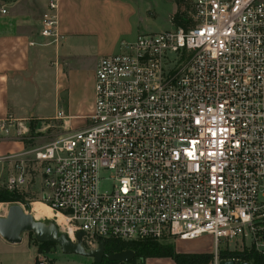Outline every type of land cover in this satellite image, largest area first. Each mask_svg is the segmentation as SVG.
<instances>
[{"label": "built area", "instance_id": "1", "mask_svg": "<svg viewBox=\"0 0 264 264\" xmlns=\"http://www.w3.org/2000/svg\"><path fill=\"white\" fill-rule=\"evenodd\" d=\"M56 12L47 0L41 36L55 37ZM183 24L99 56L87 125L63 121L45 144L0 159V188L25 200L38 183L85 250L210 235L212 264L244 261L234 250L264 254V0H191ZM24 121L0 119V132L22 137Z\"/></svg>", "mask_w": 264, "mask_h": 264}, {"label": "crops", "instance_id": "2", "mask_svg": "<svg viewBox=\"0 0 264 264\" xmlns=\"http://www.w3.org/2000/svg\"><path fill=\"white\" fill-rule=\"evenodd\" d=\"M56 2L55 37L51 38L40 35L47 0H0V8L7 10L0 11V119L10 116L37 124L64 121L72 130L87 125L99 56L117 51L120 41L145 32L135 21L148 8L143 0ZM87 58L93 60L86 79L89 90L81 72ZM58 111L63 120L54 119ZM2 133L0 159L20 154L24 144L13 130ZM7 168L8 161H0V177H5ZM5 215L0 208V217ZM36 255L37 247L24 234L19 243H9L0 236V264H35ZM51 259L52 264H92L90 257L59 249ZM172 260L151 257L141 264H169Z\"/></svg>", "mask_w": 264, "mask_h": 264}, {"label": "rangeland", "instance_id": "3", "mask_svg": "<svg viewBox=\"0 0 264 264\" xmlns=\"http://www.w3.org/2000/svg\"><path fill=\"white\" fill-rule=\"evenodd\" d=\"M148 5V8L142 12V16L138 19V17H135L136 24L142 25L144 28L145 33L146 32H159L163 30H168L177 26H182L183 20L188 15V12L191 9V0H143ZM148 12V13H147ZM141 34V33H139ZM92 58H87L82 63V77H83V84L85 87L88 88V83L86 79L89 77V70L92 64ZM84 86L82 87V90L85 91L86 88ZM85 109V108H80ZM25 135L29 136L31 139L28 140L25 139V135L22 137H16L17 139H20V141L24 144L25 147L29 146H40L54 138L55 136L61 134L64 132V128L61 127V124H56L55 126H51L47 129H43L44 124H53L49 121H45L44 123L41 122L40 124L33 123L31 119H25ZM45 126V125H44ZM9 131V130H8ZM7 132H3L2 134H7ZM14 132V131H13ZM108 176L107 173H103V177ZM111 187V181L103 178L101 182H99V190H109ZM38 183L33 187L30 193L27 194L25 201L27 203L39 201V193H38ZM3 203L0 205L1 211L6 214L7 207L10 204H18L20 205L26 212L30 211V204L26 206L25 203L19 202V201H12V202H0ZM36 219L47 222V221H53L56 223L54 219L51 218H45V217H39L41 214L33 212ZM57 225V224H56ZM58 229L60 232H64L63 226L62 228L58 226ZM24 236H26V239L31 241L33 245L37 247V255H36V261L35 264L38 263L40 257H44L50 264H52L51 254L55 250H60V248L57 245L47 246L43 245L42 248L45 250H38V242L34 238L33 234L31 233H24ZM166 244H171L174 253H192V254H212L214 252V240L212 236L210 235H202L196 239L193 240H167L163 241ZM248 249L243 250H234L231 252V254L235 253H241V252H247ZM238 259H241L240 257H235ZM147 259V258H146ZM92 262L93 259L91 258ZM145 261V260H144ZM144 261H136L135 263L130 264H141ZM172 263L169 264H176L175 261H171ZM129 264V263H128ZM205 264H212L211 261H208Z\"/></svg>", "mask_w": 264, "mask_h": 264}, {"label": "water", "instance_id": "4", "mask_svg": "<svg viewBox=\"0 0 264 264\" xmlns=\"http://www.w3.org/2000/svg\"><path fill=\"white\" fill-rule=\"evenodd\" d=\"M33 234L37 242H51L57 245L62 253L79 254L93 259L94 263H101L104 258L109 262L127 263L134 258V252L130 249L114 253L104 251V241H99L95 249L85 250L82 245L83 232L78 231L76 241H71L64 232H60L53 221L36 220L31 212H26L18 204H10L6 215L0 217V236L9 243H19L22 234ZM220 264H249L246 261L234 262L233 260H221Z\"/></svg>", "mask_w": 264, "mask_h": 264}, {"label": "trees", "instance_id": "5", "mask_svg": "<svg viewBox=\"0 0 264 264\" xmlns=\"http://www.w3.org/2000/svg\"><path fill=\"white\" fill-rule=\"evenodd\" d=\"M19 201L27 202L21 195L16 192L8 191L0 188V202H12ZM39 243V242H38ZM38 250H45L42 248L43 245L52 246L55 245L51 242H43L38 244ZM130 249L134 252V258L127 263L109 262L106 258L99 264H130L136 261H144L146 258L151 257H169L175 261L176 264H205L212 260V254H192V253H174L171 244L165 242H159L155 240H138V241H123L119 239H105L104 240V251L106 253H114ZM247 252L230 254L234 257H240L241 260L248 262L249 264H264V254H261L253 249L246 250ZM221 257H225V253L220 254ZM92 264H97L92 262Z\"/></svg>", "mask_w": 264, "mask_h": 264}, {"label": "bare ground", "instance_id": "6", "mask_svg": "<svg viewBox=\"0 0 264 264\" xmlns=\"http://www.w3.org/2000/svg\"><path fill=\"white\" fill-rule=\"evenodd\" d=\"M30 212L35 218L33 212L41 214L39 217L51 218L56 221L60 225L63 222V218L60 214H54V212L50 209L48 205L43 203L42 201H35L30 203ZM36 219V218H35ZM38 220V219H36Z\"/></svg>", "mask_w": 264, "mask_h": 264}]
</instances>
